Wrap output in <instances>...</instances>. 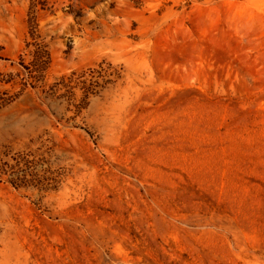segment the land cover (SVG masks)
<instances>
[{
    "label": "rangeland",
    "instance_id": "obj_1",
    "mask_svg": "<svg viewBox=\"0 0 264 264\" xmlns=\"http://www.w3.org/2000/svg\"><path fill=\"white\" fill-rule=\"evenodd\" d=\"M0 264H264V0H0Z\"/></svg>",
    "mask_w": 264,
    "mask_h": 264
},
{
    "label": "trees",
    "instance_id": "obj_2",
    "mask_svg": "<svg viewBox=\"0 0 264 264\" xmlns=\"http://www.w3.org/2000/svg\"><path fill=\"white\" fill-rule=\"evenodd\" d=\"M47 52L41 48V46L37 47L32 55V63L39 70V72L44 71L47 68Z\"/></svg>",
    "mask_w": 264,
    "mask_h": 264
}]
</instances>
